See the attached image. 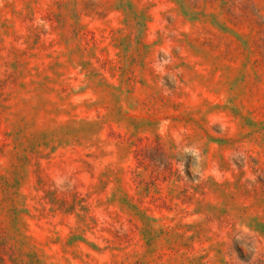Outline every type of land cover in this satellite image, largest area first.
Returning <instances> with one entry per match:
<instances>
[{"label":"rangeland","instance_id":"obj_1","mask_svg":"<svg viewBox=\"0 0 264 264\" xmlns=\"http://www.w3.org/2000/svg\"><path fill=\"white\" fill-rule=\"evenodd\" d=\"M0 264H264V0H0Z\"/></svg>","mask_w":264,"mask_h":264}]
</instances>
